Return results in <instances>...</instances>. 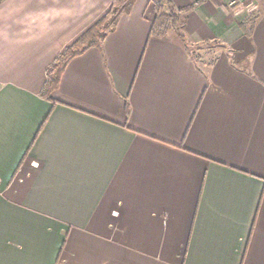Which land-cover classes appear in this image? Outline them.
<instances>
[{
  "label": "crops",
  "instance_id": "1",
  "mask_svg": "<svg viewBox=\"0 0 264 264\" xmlns=\"http://www.w3.org/2000/svg\"><path fill=\"white\" fill-rule=\"evenodd\" d=\"M112 3H0V264H264V0H137L43 96Z\"/></svg>",
  "mask_w": 264,
  "mask_h": 264
},
{
  "label": "trees",
  "instance_id": "2",
  "mask_svg": "<svg viewBox=\"0 0 264 264\" xmlns=\"http://www.w3.org/2000/svg\"><path fill=\"white\" fill-rule=\"evenodd\" d=\"M3 1L0 0V3ZM136 1L113 0L110 10L65 49L48 71V79L42 91L43 96L50 97L51 93L58 88L63 71L71 59L82 54L92 46L103 44L106 36L116 28L121 17L131 12ZM167 2L169 3L170 0H167ZM248 22L249 20L246 21V23Z\"/></svg>",
  "mask_w": 264,
  "mask_h": 264
},
{
  "label": "rangeland",
  "instance_id": "3",
  "mask_svg": "<svg viewBox=\"0 0 264 264\" xmlns=\"http://www.w3.org/2000/svg\"><path fill=\"white\" fill-rule=\"evenodd\" d=\"M220 50V44L210 43L196 48L195 58L201 66L209 64L214 54Z\"/></svg>",
  "mask_w": 264,
  "mask_h": 264
},
{
  "label": "built area",
  "instance_id": "4",
  "mask_svg": "<svg viewBox=\"0 0 264 264\" xmlns=\"http://www.w3.org/2000/svg\"><path fill=\"white\" fill-rule=\"evenodd\" d=\"M227 1H228V4H229L230 6H236L237 4L240 3L241 0H227ZM110 212H111V215H112V216L118 218V216H119V211H118V209L114 208V209H112Z\"/></svg>",
  "mask_w": 264,
  "mask_h": 264
}]
</instances>
